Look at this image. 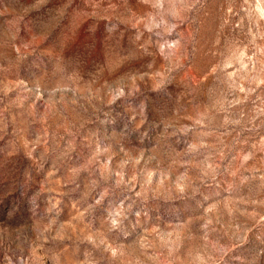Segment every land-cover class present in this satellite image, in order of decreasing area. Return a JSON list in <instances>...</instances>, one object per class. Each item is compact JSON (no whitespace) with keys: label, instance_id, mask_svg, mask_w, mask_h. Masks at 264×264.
<instances>
[{"label":"rangeland","instance_id":"1","mask_svg":"<svg viewBox=\"0 0 264 264\" xmlns=\"http://www.w3.org/2000/svg\"><path fill=\"white\" fill-rule=\"evenodd\" d=\"M0 264H264V0H0Z\"/></svg>","mask_w":264,"mask_h":264}]
</instances>
